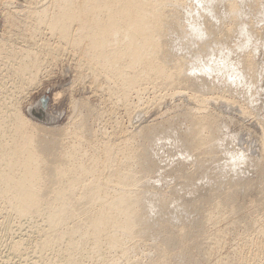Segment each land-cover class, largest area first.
Segmentation results:
<instances>
[{
  "label": "bare ground",
  "instance_id": "1",
  "mask_svg": "<svg viewBox=\"0 0 264 264\" xmlns=\"http://www.w3.org/2000/svg\"><path fill=\"white\" fill-rule=\"evenodd\" d=\"M23 1L24 4L22 5V9L18 10L14 8V6L12 7V5H9L10 2L6 3L5 0L4 2L3 0H0V13H1L0 15L2 16V20H3L2 27L0 29V240L5 239L4 241L5 244H3L4 247L0 245L1 247L0 249L2 250V247L3 249H6L4 251L2 250L3 252L7 251V253L10 255L9 256L7 253H5L6 255H8L6 256V258L16 257L19 261V264H82V263L127 264V262L125 263L119 261L121 258H122L121 260L124 259L129 260L131 258L135 259V262H133L134 260L128 261V264H141V263H137L136 261L137 260L140 261V259L143 256L145 255L147 256V253L150 252L152 253V251L154 252L152 254L153 256H155L154 257L155 261L156 260L161 261L160 264H172L171 262H169L170 259L168 256L171 254L170 255L171 257L173 254L169 252L171 250L168 251V248H171L170 245L168 246V244H171V242L175 241L174 239L173 241L171 239L172 238L176 239V236L177 239L179 238H182L183 240L187 239L186 234L190 232V228L188 229L189 231H186L187 232L186 233L184 232V230H182L185 227L178 228L177 230L173 226H170L169 223L164 222L166 223L165 225H168L171 228L173 227L177 232L174 231V229L169 230L168 228H167L168 231H172V232L163 230L164 234L162 233V235L164 239L162 238V236L160 237L163 239L162 241H160L161 243L157 241V239L158 240L160 239L159 236L161 231L160 233H157L159 236H157V238L154 239V242L155 241L157 242V243L155 242L157 244V245L155 244L156 249L155 247L153 248L155 250L151 249L152 246L149 247L145 245L146 243L145 238L148 239L150 237L148 235L154 233L151 230L154 228L153 226H155L156 223L158 224V221L156 222V220H159L158 219L159 216H157V219H155L156 215H158L159 213L166 215L171 211L170 206L172 205L169 204V201L172 204H176L180 206L179 204L181 203L180 201L182 199L180 197H183L184 194L186 196V193L191 192L192 188L194 190L196 189L195 191H197V189L200 188H195L197 184L196 185L194 184L195 186L193 185V183H195L194 181L197 180H195L196 177L192 176L193 174L195 175V170H193V173H191L192 172L191 170V172L189 173L186 172V174H192L188 176L194 178V180L192 178L193 182L191 181L190 178L187 177V175H185L186 177L184 176L185 178L184 180H182V183L179 182L180 185H173L174 183L173 184L171 183L173 187H170V190L169 187H165V189L168 188V190L172 192V193L168 192L170 195L166 196L168 194L167 190H166V194L163 192L165 195H163V193H161L162 194L161 195L159 191L156 194L157 190L160 187H157L158 188L157 190L155 187L157 185H160V183L162 184L164 178L162 179L163 180L162 181L161 178L158 179V177H156L158 180H161L159 182L157 179H155L154 175H157V173L160 172L159 169L164 168V167L159 168L160 166H163L162 164H165V162L162 163L163 161L169 160L171 164L173 160L172 158H171L172 161L170 160V158L168 159L165 153L166 160L160 159L159 161V159H156L157 155L156 153L154 154V152H157L160 147L162 151L163 148H165L164 146H166L164 145V143L165 144L171 143L169 140H167L169 142H166L165 140H164L165 142H163V138L174 139V137L176 136L175 138V140L177 141L176 145L179 144L180 147L182 148L181 152L183 154L181 153V155L183 156V158L181 155H179L180 152L179 153L177 152L180 151L181 148L175 150L177 149V147H175V144H172V146L173 145L174 146L171 151L172 153L173 152L175 153L176 151L175 154L178 153L179 157L177 155H176L177 157L175 156L176 158H178V161L179 158L190 159L191 157V159L193 158V160L194 159L196 160V163L199 162L198 167L197 166L195 167L198 169L202 168L204 170V168L206 167L205 164L207 162L209 163L211 161L212 162L211 164H213V161H216L221 157L219 161L217 160L218 162L216 161V163L221 164V166L223 165L222 163L226 159V157L220 155L221 151L224 149V147H225L224 150L226 149L228 150L227 147L229 146V144L230 146L231 145L233 146V143L235 144V142L232 143L231 141V137L233 135H231L230 138L227 137V139H225L224 137L225 135L221 134L222 132V131L220 132L221 125L219 124L220 126L218 127L217 117L219 119V117L222 115L219 116L218 114V116L216 117L214 115L216 114L214 113L215 111L210 112L211 109H209L208 107L210 101V100L208 101V99H210V97L207 98L208 96L206 95V93H208L209 95V92L212 93V91H215L216 89L217 91L221 90L222 92L223 88L225 87L224 86L225 84L227 85L228 83V85L229 84L232 85L233 82H236V84L238 83L234 87L241 88L239 84L242 82V80L244 81L246 80L245 81L246 85L251 86L252 88L253 85L256 84L258 81V77H259L258 74L263 75L262 74L263 72L261 73L263 68L261 67L260 68L261 71H259V68H257L258 61L256 60L255 57L256 54L254 55V53L257 52L256 50L259 51L258 49L259 47L260 48L264 47V42L262 43L257 42L259 41V38L262 36L263 32L261 33L260 30H259L260 32L255 31L253 26H249V24L245 25L244 20L243 23H241L240 19L243 17L242 13L244 6H246L245 4L249 5L250 3L251 4L249 6L250 7L253 6L252 8L254 9L253 11H256L257 15H260L264 18V0H229V1L226 0L196 1L195 0L196 4L198 3L200 7L201 4H204L202 5L203 7L201 8V10H199V8L195 6V4L194 5L191 4V2L192 3L194 2L193 0L192 1L190 0V3L188 4H187L188 0H186V2L185 0H183L185 3L182 0H23ZM221 5L223 9L221 8ZM1 6L3 7L1 8ZM250 7L247 6L248 9H250ZM202 9L204 13L199 14V12H196L197 15L198 14L199 15L198 16L193 15V11L194 12L195 10L202 11ZM186 15L187 16L189 15V18H185ZM209 16L214 20L210 19ZM257 20L259 21L260 19L257 18ZM216 24L219 25L215 26ZM243 32H245L244 35ZM235 35L236 36L239 35V37L244 36L243 40L246 45L244 48L241 47L240 45H236L237 41L235 43L234 37H233L234 39L231 38L232 36ZM204 36L210 37L209 40L212 42L217 41L219 45H222V43L224 42L223 43L224 47L226 45L227 40H228L227 43L228 45L230 43L229 39H233L231 41L233 45L230 44L229 45L231 47H234V48H230L229 45L228 47L226 45V49L229 48L228 50H225L227 51V53L225 52L222 53L221 51L222 54H220V52L218 51L219 52L218 54V52H216L218 55H220L218 60L221 59L222 62L220 64H222V66L224 62L226 63L230 59L232 60L235 59L234 62L232 61L234 65L232 64V62L230 63L227 62L228 65L229 64L233 65L234 70L233 68L231 69L233 74L231 72H228L229 73L228 75L227 72H225L228 75V77H230V79L231 77L234 78L233 81L230 82V80L228 79L229 82L226 81L227 83H225L223 80L222 82H224L225 84L224 83L220 84L224 86V87L222 86L223 88H221L220 86H218V88L220 87L221 89L215 88L216 85L215 84L213 85L215 90L212 89L210 91L208 90L209 92L206 90L209 89L210 86H212L214 81L211 84L210 80H208L210 82V83L207 82L209 86L205 84H204L205 86H203L202 85L203 82L202 84L201 83L192 84V82L189 81V78H192L190 77L192 76V74L186 73L188 71L187 70L188 67L186 66L190 63L187 62L188 59L184 56L189 55L190 57L191 50L188 49L190 54L186 53L185 55L183 53L184 56H182V54L179 56V53H177V50L179 48H183L186 50V48L194 47V46H196L195 55L202 54L203 56L204 53H208L207 52L208 45L202 44L206 40L205 38L204 39L202 38ZM173 38H175L174 39L176 40L175 42L172 41ZM200 38H202L201 40L203 42L200 40ZM199 40L202 42L201 44H199L200 43ZM171 41L172 43L174 42L175 44L171 45ZM216 43H213L214 47H216L217 45ZM240 49L241 51H239ZM263 50L261 49V51ZM208 51H210L209 53L213 52L211 50ZM238 53H239V55H237L238 57L236 56V58L238 59H236L235 56L233 59L232 54L234 55ZM192 55H194V53ZM205 55H209V54H205ZM218 55L216 56L218 57ZM62 58H64V60L66 61L67 60H69V62L71 61L70 64L74 69L71 70L72 76H75L73 80L77 85L82 84L83 87V85L89 84L88 86L89 87L91 86L93 88L91 90H93L95 93L96 92L98 93L100 92L101 94L104 93L102 94L104 96L102 97L103 99L101 98L102 95L99 96L100 99H102V101L97 100V98L95 99V101L97 100V102L99 101L101 103L100 105H98L99 103L97 104L96 102V106H95L91 101L90 104H93V107L92 105L90 106V104L86 103L87 101H89L88 98L86 99V96L84 98L82 97L83 100L85 99L87 100V101L85 100L86 101L85 103L84 101L82 100L80 101L77 98L76 99L78 101H73L74 100L73 99L70 104L73 113L70 112L68 116L70 118V115L72 114L71 117L72 119H69L70 121L69 123H66L67 124L66 126L63 125V127H61L60 129L59 127H57L59 130L56 137H53L52 134H51L52 137H50L51 135H49V133H48L49 136L48 135L46 136L45 133L47 134V132H51V130L53 131L54 127H51L49 129L46 126L40 124L41 122L37 124L36 122L29 120V118H26L25 117L26 115H24V113L21 110L20 104H21V99L24 97V95H27L26 93L29 90H31L28 88L34 87V84L39 82L40 75L48 74L50 72L49 67H51L54 63L56 64L60 60H63ZM199 58L201 59V55H199ZM200 59L198 60L200 61ZM205 59L206 61L203 63L208 62L206 63V65L209 64V60H207L206 57ZM190 60L192 61V57ZM193 60H194V56H193ZM198 60L195 59L191 63H195V61L199 63ZM66 61H64V64L63 62L61 64L65 65ZM211 62H213V64L211 63L213 66H211L210 68H213L215 71L216 69L217 70L221 69L219 67L220 65L214 64L216 62L218 63L217 59L216 62L214 61ZM70 64L69 67L67 65L65 66L71 69ZM228 65H227V69H228ZM208 66L209 65H207V68L206 66H204L206 70H208ZM204 67L203 68L201 67V69L204 70ZM224 67L225 66H223V68ZM230 67L232 66L229 65V68ZM201 69L200 70L197 69V70L200 72ZM227 69L224 70L226 71ZM210 70L211 69H209V71ZM203 72L205 73V75L207 74L205 71ZM186 74L189 76H187ZM217 74L219 73L217 72ZM205 75L203 74V76ZM261 77L259 78L260 81L262 79ZM196 81L198 82L200 80L198 79ZM260 81L258 82V85ZM74 82H72V84ZM77 85H74V87ZM147 86H150L151 91L153 90L158 92V94L154 93L155 94L154 98H157L158 101L163 99L164 97L162 96L163 92L160 93V91H166V92L167 90L179 91V89L180 90L182 89L191 92L190 93L191 95L189 97L193 98V100L196 103L195 102L192 103L195 105L194 109L191 108L192 106H194L192 105L191 107H188L191 108V110L189 109L188 111L184 110L185 114L181 112L183 116L185 115L184 119L182 118L183 121L184 120L186 121L185 123L186 125L184 126L185 129H179L181 128L180 125L177 126V124L169 121L171 122L170 123L171 126L173 123L177 127H179L178 128L179 130H184V131L179 132V130L177 129L178 130L177 132L176 126L174 125V127L173 126L170 127V125H168L169 123L167 124L168 126H166L164 124L165 122H163L164 119L163 121L161 120L163 122V125L161 123H160L161 125L160 124L157 125L158 123L157 124L155 123L156 125L155 124L151 125L147 122L149 125L147 124L145 126L142 125L143 127L142 126L137 127L139 129H135L136 127H134L133 130L132 129L127 130L128 128L127 125H125L127 127L126 128L124 124H122L125 122H122L121 120L119 122V120H117L118 116L120 117V119L123 120V118H121L122 112L119 113V115L117 114L118 113L117 110L120 109L119 107L124 108V111L123 109L122 111L125 112L124 115L127 116L126 117L127 121H130V119L133 118V115H136L135 114L136 112L134 110L139 109V106L137 104L136 107V103L134 104L133 103L134 101L131 102L132 100L130 101V99L133 95H135L134 97L139 99L140 94H142V92L148 88ZM224 89L227 88L225 87ZM233 89L235 90V88ZM252 89L254 90L255 87ZM256 89L257 91L258 89L260 90V88L257 87ZM228 90H224V91H227L229 93ZM153 91H152V95H153ZM217 91H216V95L218 92H220ZM171 92L175 93L173 91ZM171 92L170 94H172ZM253 92H252V97L254 99V96L256 97V95H253ZM95 93L93 94L95 95ZM255 93L257 94V92ZM224 94H226V92L221 94V96L218 97L216 96V97L217 98L221 97V99L223 98L222 101H224L226 100L225 99L226 97L224 98ZM248 94H250V91ZM259 95L261 96V94ZM213 96H214L213 98H215V95ZM234 96H236L235 93ZM252 97L249 98L251 99ZM228 99L230 100V98H228L227 96L228 102L227 101L226 102L228 103V105H231V102L233 100H234V104H236L235 102L238 101V99L236 100L235 98H231L233 100L232 101L230 100L231 102L229 104ZM243 101L245 100L242 99L240 102L242 103ZM255 101H257L256 98ZM217 102L220 101L218 100ZM248 103L249 101L246 104ZM237 104L239 105V103ZM246 104H244L243 106H245ZM252 105L250 106V104H248L247 106L253 107ZM82 106L86 108V111L84 110L85 115L83 114L84 112L82 113V110L84 109ZM80 107H82V110L80 109ZM241 107L242 106H240V110L242 108H244V111L246 110L245 107L242 108ZM263 108H264V104H263ZM79 109L81 110V112L79 111ZM249 111L247 110V112ZM251 111L253 113L255 109ZM243 112H242V116H246V114H244ZM90 114L94 115V117H92L93 120L90 119L91 123H94L92 121L95 120H97V123H99L98 119H103V118H105V120L108 118V120L113 121L114 124L113 127L111 128L112 131L110 133L107 132L109 130H106L104 128L105 125L103 126V130L105 129L104 131H102V128L100 127L101 128L100 133H97L98 130L96 128L93 129L94 130L96 129L97 131L96 130L92 131L93 130L91 128L92 126L90 127L91 129L90 130L88 126L91 123L88 124L87 126V121H89L87 119L89 118L88 115ZM42 116H43V111L39 110L38 117H42ZM44 116H47V114ZM247 116H249L248 113ZM105 120L103 122H105ZM168 120H166V122H168ZM132 121L134 120L132 119ZM97 123L95 122L96 125ZM106 123L108 124L109 122ZM179 123H182V121H180ZM262 124L263 125H261L262 129H260V132L262 130L263 133H261V136L259 137L260 138L259 144L261 145L259 151L261 150L260 151L261 157H254L256 155L253 156L251 154H246V152L244 154V151H241V148L240 150L237 149L238 151L235 150V153L238 152V154H233L234 152L231 153V151L230 154L227 152L226 154H229L230 158L233 159V157H236L238 158L236 160L239 161L237 163L236 160H234L235 159L234 158L233 159L234 165H231V163L227 165L228 164L227 163L225 164V167L222 168L219 165L221 172L224 169L226 171L228 170V174L231 172V175L229 174L230 176L227 177V180L223 178L225 181L220 180V178H222L224 175H221V177L219 176L220 177L219 180L213 177L216 175V173H218V171L213 172L214 171L213 166L211 168H213L212 172L215 175L211 176L213 173L208 174L209 170L211 169L210 167H209L210 169L208 168L209 170L207 171V174L209 175V177L211 176L210 178L213 179L215 178L214 180L217 181L216 183H213L214 181L210 182L212 179L211 180L209 179V181H207L208 179H206L207 182L206 185L208 184V182H210V185L215 184L214 188L216 190L214 191L216 192L214 193L211 188L213 185L211 186L207 185V187H209L210 189V190L208 189L210 191V194L209 195L207 194L208 196H206V199L208 200L210 199V200L209 201L206 200L207 202H205L204 200V203L208 204L212 202V204H210L209 211H208L209 207L206 206V208L207 207L208 208L207 210L206 209L205 210L208 212L206 213L203 210L205 215L201 213L202 214V215L200 214L201 218L200 216L199 218L208 221V223L211 226H213L214 229H216V227H214L215 226L214 224L217 225L218 223L219 225L222 222L223 215L224 217L226 216V219L224 218L225 220L223 223L225 228L223 229L221 228V229H217V231L216 230L213 231L214 229L211 228L212 230L211 231L209 225L208 228L206 227L207 228L206 231H208V229L210 230L208 231V233L206 232V235H211V238L210 236H207L209 237L208 239H210V241L207 240L206 238H205L206 240L204 239V236H206L204 234H203L204 236L203 235L197 236V234H195L198 238L203 237V240L200 239V241L202 240V243L203 241H207L206 243L207 245L208 242H210L211 244L210 246H208L210 248L209 251L206 249V251L208 252L207 259L206 262L204 260L203 264H264V219L261 220L259 218L261 221L258 222L261 223L258 224L259 225L258 228H257L258 225L256 227L254 226L256 229L251 226V228L255 230L250 229L249 230L250 232L249 231L245 232L248 229L246 230L242 229L243 232L245 233L243 232L240 233V231L239 233H236L237 232L236 230L235 232L236 234H233L228 230L230 227L226 229L228 225L225 224L226 222L229 223L227 221V218L229 217H227L225 210L229 209L226 207L230 205L234 206V207L230 206L231 209L232 208L235 209L236 208L234 205L235 203L232 204L233 202H231L232 200L231 198H229V200L231 201H229L230 203L228 204L230 205L227 204L225 207L223 204H226L224 203L226 199L225 201H223L224 199L222 200L220 198V194L217 190L218 187L220 188V189L218 188L219 190H223V191L227 190L224 191L225 194L226 192H228L227 198L229 196L233 198L234 196H237L236 192L239 189L243 188V190L244 189L247 190L248 187L250 186L249 190L251 191V186L253 184H255L256 187L255 182L257 179L258 180L257 184L259 186L260 192L256 189L254 190L258 191L260 195L263 194L262 196L264 197V122ZM181 125L183 126L184 123ZM110 126H112L111 123ZM94 132H96L97 135L94 134ZM257 135L255 137H257ZM173 139L172 141L175 142V140ZM154 147H156L157 151L153 150L154 151L153 153H149L150 151L152 152L151 148ZM231 147H229V149H231ZM219 148L220 151H218ZM233 148L236 149L235 147H232V149ZM249 149L252 148L250 147ZM217 151L218 153L220 152L219 155L217 154ZM161 154L159 155L161 156ZM154 155H156L154 159L158 160L157 162L154 159H152ZM224 157L225 159L222 160V163H219L221 159ZM162 159L164 158L162 157ZM193 160H188L189 161L188 164H190V162L195 161ZM228 162H231V159ZM253 162L255 163L254 169L252 168ZM157 163H159L160 165ZM184 163H180V165L184 164V166H186L187 162ZM156 164L158 166V169H156V171L158 172L153 173V170L157 167ZM243 164L247 169H250L252 173H254V177L256 176L255 177L256 179L255 178L253 179V176L251 177L246 176V178L241 177L242 175L240 176V174L243 172L242 169L245 168L242 167ZM175 165L176 167L179 166V165L177 166V164ZM233 166H235V168H233ZM195 167L193 168L196 169ZM179 169L182 171V168ZM173 170L172 172L174 173ZM180 170L178 171V173L181 172ZM163 171H165V168L163 169ZM205 171H203V174ZM162 172L159 173L158 175L162 174ZM200 172L198 171L197 173L198 175L196 174L197 177L202 176L199 175ZM152 175L154 176L155 179V181L153 179L154 184L151 181L152 185H155V182L159 184H156L155 187L152 186L151 189L153 188L155 189L150 191L149 189L151 187L150 186L151 183H149V178L151 180V178H153ZM177 176L179 179L180 175L178 174ZM181 177L183 179V176ZM207 177L208 176H206V178ZM199 181L201 180L199 179ZM222 183H224L223 186L225 185L226 186L220 187L219 185L220 184L222 185ZM203 184L204 186H206L205 183ZM203 184L201 185V188L203 187ZM161 186L163 187L167 185L164 183V185L162 184ZM154 190L156 191L155 193L153 192ZM194 190L192 192H194ZM204 190L206 194L207 188H204ZM200 191L201 189L199 190V193L201 194L203 191L201 192ZM173 193L176 194L174 195ZM216 193L218 194L217 196H219V199L218 197H215ZM158 194L161 196H159ZM172 194L173 196H171ZM197 194H196V198H197ZM205 194H202L203 197H205L204 196ZM225 194H223V196ZM189 195H193V194H189ZM225 196L223 198H225ZM190 197L188 196L189 199ZM242 197L244 196H241V198ZM248 197H250V195ZM257 198H259V195ZM261 198H259L260 202L262 200ZM184 199L186 198H183V200ZM240 201L237 202H239V204L242 203V205H244L245 207L247 206L248 209L250 208L248 207L247 204L243 203L245 202V200L243 202ZM256 201L259 200L257 199ZM186 202L187 203L189 202L191 204L188 205ZM186 202H182V204L184 203L187 209H189L191 206L192 208H194L191 199ZM263 202H264V198L262 200V203ZM204 203H203L204 205L203 207L202 205L200 206L202 207V209H204L205 207ZM254 204L252 203L253 206ZM221 205L225 207V210L220 209ZM178 206L177 207L175 206V208H178ZM236 206L238 207V203ZM253 206H251L253 210L258 209V206L257 208H254ZM243 208L241 210H243ZM181 209H184V207L181 206ZM216 209H220L221 211L218 210L219 212H222V210H224L225 212L222 215H217ZM234 209L232 210L234 211ZM263 210H261L260 207L261 213H264ZM255 211L256 210H254V213ZM260 211H258L257 213L258 216L260 215L259 214ZM178 212L176 211V214ZM251 212L249 211V213ZM170 213L167 215L168 216L171 215ZM244 213L245 212H243V214ZM161 214L160 216H162ZM189 214L191 215L190 212ZM177 215H179V213ZM234 215H236V217L234 216L236 219L237 217H240V215L239 216H237V214ZM202 216H204V218H202ZM262 216H264V214ZM169 217L167 218L165 216L162 218H165L164 219L165 221L166 218L167 220H170ZM173 218L174 217H172L171 219ZM178 218L180 221L181 217L179 216ZM199 218H197L198 221L200 220ZM193 219L192 221H194ZM236 219L233 218L232 221ZM242 219L244 220L243 215L241 219L239 220L237 219V220L241 222ZM153 220L156 222L155 224L152 223ZM205 220H202V222ZM244 221L247 222V219ZM202 222L200 223L201 225ZM234 222L235 221L231 223L230 221L229 224L235 226ZM15 223L17 225H15ZM159 223L161 225V219L159 220ZM199 223L198 225H200ZM223 223H221L220 226ZM183 224L184 223H182L181 225ZM236 224L238 225L239 223ZM218 225L217 228L219 227ZM247 225L250 226L251 224L249 225V223L247 222ZM202 227L204 228L202 229L204 231L205 230L204 225ZM202 227H200L199 229H201ZM155 228L157 229V227ZM155 228L153 229L154 231ZM162 228L164 229V225L162 226ZM239 228L240 227H238L237 229ZM159 229L157 230V232L159 231ZM13 232L17 234L14 235ZM154 235L155 233L150 238L151 239L153 237L155 238L156 236ZM182 235H184V237H179ZM190 235L194 237V233L193 235L192 234ZM190 235L188 234V236ZM142 239L145 241L143 242ZM191 240L194 239L192 238ZM179 241L180 240L178 241L176 240V242L178 243ZM196 243L198 244L199 242ZM186 244L189 245L188 243ZM186 244L184 242L185 246ZM194 244L192 243L191 245L195 246ZM206 244H203L204 245L203 248L200 247L201 249L204 250V252L201 251V249L199 248L200 252H203L205 256H206V251L204 247H207L205 246ZM176 245H174V247ZM191 245L190 247L189 246L187 247L191 248ZM199 245L201 246V243H199ZM176 247H175L176 249L175 251L178 250ZM184 249L187 250V248L185 247L183 248V252L185 251ZM191 249L192 251H195V249L193 248ZM168 252L170 254H168ZM185 252L187 253V251ZM181 254L182 253H180L179 256ZM150 255L148 257H151V259H153L152 256ZM183 255H185V253ZM177 256L178 255H176V257ZM186 256H184V258H186ZM190 256L192 257V255H189V257ZM139 257L140 259H138ZM197 257H199V253ZM200 257L202 258V260L204 259L203 256L200 255ZM186 259L187 261L189 260L188 258ZM174 260L175 258L173 259V261ZM196 262H198L197 259Z\"/></svg>",
  "mask_w": 264,
  "mask_h": 264
},
{
  "label": "rangeland",
  "instance_id": "2",
  "mask_svg": "<svg viewBox=\"0 0 264 264\" xmlns=\"http://www.w3.org/2000/svg\"><path fill=\"white\" fill-rule=\"evenodd\" d=\"M183 1V0H182ZM192 1V0H191ZM194 2L192 3L191 2V4L192 5H194L195 4V6H197L198 8H199V10H201V8L203 7L202 5H204V4H201V7H200V5L197 3L196 4V1H199V0H193ZM205 1V0H204ZM203 1V2H204ZM226 1H229V0H226ZM3 2H4V0H3ZM5 2L6 3H8V2H10L9 3V5H12V7L14 6V8H16V9H22V5L24 4V1L23 0H5ZM184 2V1H183ZM185 2H186V0H185ZM184 2V3H185ZM188 3H190V0H188V2H187V4ZM251 4V3H250ZM249 4V5H250ZM246 6H244V8H243V13H242V18L240 19L241 20V23H243V20H244V24L245 25H248L249 24V26H253L254 27V30L255 31H258V32H260L261 31V33H262V38L260 37L259 38V41H257L258 43H262V42H264V20H262V19H264L262 16H260V15H257V13H256V11H253L254 9H252L253 8V6L252 7H250L248 4H245ZM247 6L248 7H250V9H248L247 8ZM3 6H1V8H2ZM197 8V9H198ZM221 8H222V5H221ZM247 8V9H246ZM223 9V8H222ZM252 9V10H251ZM247 10V11H246ZM251 10V11H250ZM205 11V10H204ZM196 12H199V14L200 13H204L203 12V9H202V11H198V10H195V12L193 11V15H197V13ZM246 12V13H245ZM196 13V14H195ZM250 13V14H249ZM254 13H256V14H254ZM1 14V13H0ZM198 14V15H199ZM248 15V17H247V15ZM197 15V16H198ZM252 15V16H251ZM241 17V16H240ZM247 17V18H246ZM261 17V18H260ZM185 18H189V15L187 16H185ZM209 18L210 19H212V20H214L213 18H211L210 16H209ZM244 18H246V19H244ZM251 18V19H250ZM254 18V19H253ZM256 18V19H255ZM257 18H259L260 20L258 21L257 20ZM227 20V19H226ZM225 20V21H226ZM248 20V21H247ZM227 22V21H226ZM246 22V23H245ZM258 22V23H257ZM2 23H3V20H2V16L0 15V29H1V27H2ZM252 25H251V24ZM261 23V24H260ZM256 24V25H255ZM260 24V25H259ZM219 24H216L215 26H218ZM255 25V26H254ZM257 27V28H256ZM262 27V28H261ZM253 29V28H252ZM257 29V30H256ZM260 30V31H259ZM219 34H220V32H219ZM245 34V32H243V35ZM236 36V35H235ZM235 36H232L231 38H235V43H236V41H237V43H236V45H240L241 47H245L246 45H245V43H244V40H243V38H244V36L243 37H239V35H237L236 37ZM173 37V36H172ZM238 37H239V39H238ZM206 39L204 42L201 40V39ZM202 38H200V40L203 42H201L200 40H199V44H207L208 45V47H207V52L208 53H204L203 54V56H202V54H199V55H201V59L199 58V55L197 54V55H195L196 53H195V47L196 46H194V47H189V48H186V50L185 49H183V48H179L178 50H177V53H179V56L182 54V56H184L183 55V53L186 55V53L188 54H190V52H191V54H190V57H189V55L187 56H184V57H186L187 59H188V63H190V64H188L186 67H188V71L186 72V73H188V74H192V76H190V77H192V78H189V81L190 82H192V84L194 83V84H199V83H201L202 84V82H203V86H205V85H208L207 84V82L208 83H210L211 82V84H212V82H213V84H212V86L213 85H215V88H218V86H220L221 88H223L224 86L227 88V89H224L223 88V90H222V92H221V90H218V91H220V92H218L217 91V89L215 90V88H214V86H213V88H212V86H210L209 87V89H207L206 91H210L211 89L212 90H215V91H212V93L211 92H209V95H208V93H206V95L208 96L207 98H209L210 97V99H208V101H209V105H208V107H209V109H211V111L210 112H213V111H215L214 113H216V114H214L216 117L218 116V114H219V116L220 115H222V116H220L219 117V119H218V117H217V125H218V127L220 126V132H221V134H223V135H225L224 137H225V139H227V137L228 138H230L231 137V135H233L232 137H231V141H232V143L233 142H235V144L233 143V146L232 147H235L236 149H232V147L230 146V144H229V146H228V144H227V148H228V150L226 151V150H224L225 149V147L224 146H226V145H224L223 147H224V149L222 150V151H224V152H222L221 151V156H225L226 157V159H225V157L224 158H222L221 159V161L219 162V163H222V160H224L225 161V163H224V161H223V165L221 166V164H217L216 163V161L218 160L219 161V159L221 158L220 156V158L219 159H217L216 161H213V164H211L212 162L210 161L207 165H209V166H207L206 164H205V166L207 167H205L204 168V166H203V168H204V170L202 169V168H196L195 166H197L198 167V163H196V160L194 161L193 160V158L191 159V157H190V159H187V158H185V159H182L183 158V156L181 155V150H182V148L180 147V145L178 144V145H176V143H177V141L175 140V138H176V136L174 137V139L173 138H170V139H168V138H163V142H171L170 144H171V146H172V144H175V147H177V149H175V150H178L179 148H181L180 149V151H177L178 153H179V155H181L182 156V158H179V161H180V163H184V162H187V165L186 166H184V164H186V163H184L183 165L181 164L180 165V163H179V161H178V158H176L177 156L179 157V155H178V153L177 154H175L176 153V151H175V153L173 152L172 153V149H173V146L171 147L170 146V144L169 143H167V144H165L164 143V145H166L167 147H169V148H171V149H169V148H167L166 146H164L165 148H163V153H162V151H161V147L158 149V151L156 150V147H154V148H151L152 149V152L150 151H148L149 153H153L155 150L157 151V152H154V154L156 153V155H154L153 156V158L152 159H154L155 158V156H156V159H159V161H160V159L161 160H166L165 158H166V155H167V158L169 159L170 158V160H171V158H172V162H171V164H170V161L169 160H166V161H161L162 163H164L165 162V164H162L163 166H160L159 168H161V167H164L165 168V171H163V169L164 168H161L162 169V171L164 172H162L161 171V169H159L160 170V172H158V171H156V169H158V166H157V164H159V163H157L156 164V168L153 170V173L154 172H158L157 173V175H154L153 173V175L155 176V179H157L156 177H158V179H160L161 178V180L163 181V185H164V183L167 185V186H161L162 184L160 183V185H157L156 186V184H159V183H156L155 182V185H152V183L154 184V182H153V179H154V176H153V178H151V180H150V178H149V183H151V181H152V183H151V187H150V191H152L153 189H155L156 188V190L158 189L157 187H162L160 190L158 189L157 190V192L154 190L153 192L155 193L156 192V194L158 193V191H159V193L161 194V193H165L166 194V190H167V193L168 192H170V193H172L171 191H169L170 190V187H173L172 185H171V183L173 184V185H180L179 184V182L180 183H182V180H184V178L186 177L185 175H187V177L188 178H190L191 179V181L193 182V180H194V178L193 177H189L190 175H192V174H186V172L187 173H189V172H191V170H192V172L191 173H193V170H195V175L193 174L192 176H194V177H196L195 178V180H197V181H194L195 183H193V185L195 184H197L196 186H195V188H200L201 189V191H203L201 194L199 193V190L200 189H197V191H195L193 188H192V191L194 190V192H187L186 193V196H185V194L183 195V197H180V198H182L181 199V203L180 202H178V203H180L179 205L180 206H178V205H176V204H172V203H170V201H169V204L170 205H172V206H170V214L172 215H167V214H169V213H167L166 215L164 214H161V213H157L158 215H156V218L155 219H157V216H159L158 217V219L160 220L161 219V225H160V223H159V220H156V222L158 221V224L153 220V224H155L156 223V225L155 226H153L154 228L155 227H157V229L155 228V231L152 229L151 231H153L154 233H155V235L154 236H156L155 238L153 237L152 239L150 238L151 236H153V234H150V235H148V236H150L148 239L147 238H145L146 239V241L145 240H143V242L145 241L146 243H145V245H147V246H149V247H151V249H153L154 247H155V244L157 243L156 241V243L154 242V239H156L157 238V236H159L157 233H160V231H161V233H160V236H159V238L162 236V238L164 239V237H163V235H162V233L164 234V231H168V229L169 230H173L174 228H176L177 230H178V228H184V229H182V230H184V232H186V231H189L188 229L190 228V232H193L194 233V237H192L190 234H192L193 235V233H190V232H186L187 234V236H186V238L187 239H185V240H183L182 238H179V239H177V236H176V239L175 238H172L171 240L173 241V239L175 240V241H173V242H171V244H168V246L170 245V247L171 248H168V251L169 250H171V251H169L170 253H172L173 255L172 256H174V257H170V253L168 252V254H170L168 257H169V259L171 260H169V262H171L172 264H200V263H202L203 264V262H204V260H205V262H206V259H207V254H208V252L206 251V249L209 251V247L208 246H210L211 244H210V242H208V245L206 244L207 243V241H203V243H202V240H203V237L202 238H198L197 236L199 235V236H201V235H206V232L208 233V231H210L211 230V228L212 229H214L213 228V226H211L209 223H208V221H206L205 219H200L201 218V215L203 214V215H205V213H204V211L207 213L208 211H209V209H210V204H212V202L211 203H208V204H206V203H204V200H205V202H207V201H209L208 199H206V196H208L209 194H210V189H209V187H207V185L208 186H211V185H213L211 188H212V190H213V192L215 193L216 191H214V190H216L215 188H214V186H215V184H211L210 185V182H212V181H214L213 183H216V181L217 180H219V178L221 177V175H224L222 178H220V180L222 181V180H227V177H229L230 175H231V172L228 174V170L226 171L225 169V171L223 172H221V170H220V167L222 168V167H225V164H227V165H229L230 163H231V165H234L233 164V161L234 160H236V159H238V158H236V157H233V159L232 158H230V151H231V153H233V154H238V152H236L235 153V150L236 151H238L237 149H239L240 150V148H241V151H244V154H245V152H246V154H251V155H256V156H254V157H261V153H260V151H259V149H260V147H261V145L259 144L260 143V136H261V133H263L262 132V130H261V132H260V129H262V127H261V125H263L262 123L264 122V108H263V104H264V50H263V48L264 47H262V48H258L259 49V51L258 50H256L257 52H253L254 53V55L256 54V60L258 61V63H257V68H259V71H261V67L263 68L262 69V71H261V73L263 74V75H261V74H258V81H257V85H258V82L260 81L259 80V78L261 77L262 79H261V81H260V83H259V85L257 86L256 84H254V85H256V86H254L253 85V87L252 88H254L255 87V89H256V87L257 88H260V90L258 89V91H257V89H256V91H255V89L253 90L252 88H251V86H248V85H246V80L244 81V80H242V84L240 83L239 85L241 86V88L240 87H234L235 85H237L236 84V82H233L232 83V85L231 84H229L228 85V83L226 82V81H228L229 82V80H230V82L231 81H233V77H231V79H230V77H228V75H229V73L228 72H231L232 74H233V72H232V68H233V62L235 61V59H234V56H235V58H236V56L237 55H239V53L238 54H232V56H233V59L234 60H232V59H230L229 61H227V62H232V64H229L230 66H232V67H230L229 68V65H228V63L226 62H224L223 63V66H225L224 68H223V66H222V64H220L222 61H221V59H219L218 60V58H219V56L220 55H218L219 54V52H220V54H222L223 52H225V53H227V51H225V50H228L229 48H227L226 49V45H227V43H228V40L226 41V45H225V47H224V45H223V43H222V45H219V43L217 42H212V41H210L209 39H210V37H208V36H204V37H202ZM208 38V39H207ZM233 38V39H234ZM175 38H173V40L172 41H176V40H174ZM233 39H229L230 41V45H233L232 43H231V41L233 40ZM207 40H209V41H207ZM172 41H171V45L172 44H175L174 42L172 43ZM234 41H233V43H234ZM205 42H208V43H205ZM213 43H216L215 45H216V47H214V44L212 45ZM211 46H210V45ZM220 44H221V42H220ZM228 44V45H229ZM228 45H227V47H228ZM229 45V46H230ZM234 46H235V44H234ZM210 47H212V48H210ZM191 48V49H190ZM210 48V49H209ZM215 50H214V49ZM222 48V49H221ZM230 48H234V47H231L230 46ZM181 49H183V50H181ZM191 50L190 52H189V50ZM218 49V50H217ZM261 49L263 50V51H261ZM193 50V51H192ZM208 50H211V51H213V52H211V53H213V54H211V53H209L210 51H208ZM219 51V52H218ZM221 51H222V53H221ZM239 51H241V49L239 50ZM238 51V52H239ZM194 53V55H192L193 53ZM216 52H218V54L216 53ZM216 53V54H215ZM260 53V54H259ZM205 54H209V55H205ZM210 55H211V57H210ZM216 55H218V57L216 56ZM193 56H194V60L196 59V60H198V59H200V61H199V63L197 62V61H195V63H198V64H195V63H191V62H193L194 60H193ZM208 56V57H207ZM191 57H192V61L190 60L191 59ZM198 57V58H197ZM203 57V58H202ZM205 57L207 58V60H209V64H207V65H209L208 66V70H206L205 69V67L204 66H206V68H207V65H206V63H208V62H206V63H203V62H205L206 61V59H205ZM212 57H213V59H212ZM216 57V58H215ZM238 57V56H237ZM185 58V59H186ZM260 58V59H259ZM262 58V59H261ZM63 60H64V58H62ZM211 59V60H210ZM216 59H217V61H218V63L216 62ZM236 59H238V58H236ZM63 60H60L59 62H57L56 64H55V66H54V64L51 66V67H49V70H50V72L48 73V74H42V75H40V78H39V82H37V83H35L34 84V87H30V88H28V89H31V90H27L28 92L26 93L27 95H24V97L21 99V110H22V112L24 113V115H26L25 117L26 118H29V120H31V121H33V122H36L37 124L38 123H40V124H42L43 126H46L47 128H51V127H54V129H53V131L51 130V132H47V134L45 133V135L47 136L48 135V133H49V135H53V137H56L57 136V133H58V130L61 128V127H63V125H67L66 123H69V119H72L71 117H72V114L70 115V118L68 117L69 116V114H70V112L71 113H73L72 112V108H71V101L73 100V101H78V100H82V101H84V103L87 101L86 99L88 98V100L89 101H87L86 103H88V104H90L91 103V101L93 102V104L96 106V102H97V100H100V101H102V97L104 96V95H102V94H104V93H98V92H94L93 90H91V89H93L91 86L89 87L88 85L89 84H87V85H83V87H82V84H76L75 82H74V80H73V78L75 77V76H72V66H71V61L69 62V60H64V61H66V63H65V65H67L68 67H69V64H70V68L71 69H69L67 66H65V65H62L61 63L63 62V64H64V61ZM190 60V61H189ZM202 60V61H201ZM204 60V61H203ZM211 61H214V62H216V63H214L215 65H220L219 67L222 69H220V70H217L216 69V71L213 69V68H210L211 66H213L212 64H213V62H211ZM220 61V62H219ZM69 62V63H68ZM260 62V63H259ZM212 63V64H211ZM193 64V65H192ZM202 66H201V65ZM204 64V65H203ZM200 65V66H199ZM227 65H228V69H229V71H228V69H227ZM259 65H260V67H259ZM196 68V69H194V68ZM201 67L203 68L204 67V70L203 69H201ZM190 68V69H189ZM194 70H193V69ZM192 69V70H191ZM197 69H201V71L199 72ZM209 69H211L210 71H209ZM213 69V70H212ZM219 69V68H218ZM224 69H227L226 71L224 70ZM74 70V69H73ZM231 70V71H230ZM233 70H234V68H233ZM203 71H205L207 74L205 75V73L203 72ZM207 71H209V72H207ZM211 71H212V73H211ZM215 72V74H214V72ZM220 71H222V72H220ZM74 72V71H73ZM196 72H198V73H196ZM217 72L219 73V74H217ZM225 72H227V74L225 73ZM75 73V72H74ZM200 73V74H199ZM225 73V74H224ZM230 73V74H231ZM259 73V72H258ZM196 74V75H195ZM203 74L206 76V78H205V76H203ZM210 74H211V76H210ZM221 74V75H220ZM222 74H224V75H222ZM231 74V75H232ZM44 75V76H43ZM74 75V74H73ZM187 75V74H186ZM194 75V76H193ZM200 75V76H199ZM209 75V76H208ZM216 75V76H215ZM230 75V76H231ZM187 76H189V75H187ZM195 76H196V78H195ZM216 78H215V77ZM219 76H221V77H219ZM224 76V77H223ZM215 79H213V78ZM218 77V78H217ZM220 78V79H219ZM200 80V81H196V80ZM202 79V80H201ZM204 79H205V81H206V83H205V81H204ZM207 79V80H206ZM229 79V80H228ZM71 80H72V82H74L73 84H72V82H71ZM208 80H210V82L208 81ZM224 80V82L225 83H227V85H228V87L231 89H229L228 87H227V85L224 83V82H222ZM243 81H244V83H243ZM240 82V81H239ZM262 82V83H261ZM73 85H71V84ZM225 84L224 86L223 85H220V84ZM205 84V85H204ZM210 84V85H211ZM245 84V85H244ZM263 84V85H262ZM74 85H77V86H75L74 87ZM260 85H262V86H260ZM69 86V87H68ZM71 86H72V89H71ZM209 86V85H208ZM223 86V87H222ZM246 86V87H245ZM250 88V90H249V88ZM87 87H89V88H87ZM148 88L146 89V90H144L143 92H142V94H140V98L138 99V98H136V97H134L135 95H133L132 97H131V99H130V101L131 102H133L134 104L136 103V107H137V104H138V106H139V109H136V108H134V109H136V110H134L135 112V114L136 115H133V120L135 121H132V119H130V121H127V116L126 115H124L125 114V112H123L124 111V108H121V107H119L120 109L119 110H117L118 111V115H119V113H121V115H122V117L121 118H123V120L122 119H120V117H119V119H118V117H117V120H119V122H120V120L122 121V122H125V123H122V124H124V126L125 125H127V130L129 129H132L133 130V128L134 127H136L135 129H139V128H137V127H140V126H145V125H147L148 123L149 124H157V125H159L160 123L163 125V122H165L164 124L166 125V126H168V125H170V123L171 122H173V123H175V124H177V126H179L180 125V127L181 128H179V127H177L175 124H173L172 123V126L174 127V125L176 126V131L178 132V130L179 129H185V123H186V121L184 120L183 121V119H184V117H185V115L183 116L182 114H181V112L183 113V114H185V112H184V110H187L188 111V109L189 110H191V108H193L194 109V107H195V105L194 104H192V103H194L195 101L193 100V98H190L189 96L191 95L190 93V91L188 92V90H180L179 89V91L178 90H176V91H174V90H167V92L166 91H160V93H162L163 95L162 96H164L163 97V99H161V100H159L158 101V99L157 98H154V96H155V94L154 93H156V94H158V92H156V91H153V95H152V91H151V88H150V86H147ZM219 87V88H220ZM232 87V88H231ZM87 88V89H86ZM218 88V89H219ZM220 88V89H221ZM233 88H235V90L233 89ZM246 88H247V90H246ZM229 89V90H228ZM233 89V90H232ZM245 89V90H244ZM262 89V90H261ZM63 90V91H62ZM224 90H228L229 91V93L227 92V91H224ZM251 90H252V92H253V95H256V97L254 96V99H253V97H252V92H251ZM95 93V95H97V96H95L93 93ZM171 91H173V92H175V93H172V94H170V92ZM185 91V92H184ZM216 91L218 92L217 93V95H216ZM224 91V92H223ZM235 91V92H234ZM237 91V92H236ZM247 91V92H246ZM249 91H250V94H248L249 93ZM73 92V93H72ZM166 92V93H165ZM226 92V94H224V98L226 99V100H224V101H222V99H221V97L220 98H217L218 96H221V94H223V93H225ZM231 92V93H230ZM255 92H257V94L255 93ZM60 93V94H59ZM221 93V94H220ZM228 93V94H227ZM234 93H235V95L236 96H234ZM247 93V94H246ZM56 94V95H55ZM164 94H166L167 95V97H166V95H164ZM169 94V95H168ZM215 95V98H213L214 96L213 95ZM220 94V95H219ZM239 94V95H238ZM246 94V95H245ZM259 94H261V96L259 95ZM76 95V96H75ZM93 95V96H92ZM102 95V96H101ZM206 95H204V96H206ZM231 97H230V96ZM86 96V101L85 100H83V98ZM99 96H101V98L102 99H100V97ZM153 96V97H152ZM211 96H212V98H211ZM217 96V97H216ZM227 96H228V98H230V100L232 101L233 99H231V98H235L236 100L238 99V101L237 102H235L236 104L237 103H239V105L237 106L236 104H234V100L231 102L229 99V104H230V102H231V105H228V101H227ZM237 96H238V98H237ZM54 97H55V99H54ZM72 97H74V98H72ZM83 97V98H82ZM249 97H252L251 99H253V100H251ZM260 97V98H259ZM78 100H77V99ZM97 98V100L95 101V99ZM239 98H240V101L242 100V99H244L245 101H246V103L249 101V103L248 104H250V106L252 105V103L255 101V98H256V100L257 101H255L254 103H253V107H248L247 105L248 104H246L245 103V101H243L242 103L239 101ZM71 99V100H70ZM76 99V100H75ZM92 99V100H91ZM155 99V100H154ZM190 99H192V100H190ZM212 99H213V101H212ZM220 101V102H217L218 100ZM263 101H262V100ZM69 100H70V102H69ZM141 100V101H140ZM157 100V101H156ZM214 100H215V103H214ZM235 100V101H236ZM222 101V102H221ZM227 101V102H226ZM95 102V103H94ZM250 102H252V103H250ZM99 103V104H98ZM143 103V104H142ZM196 103V102H195ZM233 103V104H232ZM93 104H90V106L92 105V107H93ZM97 104L98 105H100L101 103L98 101L97 102ZM207 104H208V102H207ZM242 104V105H241ZM244 104H246L245 106H247V107H245V106H243ZM70 105V106H69ZM97 105V106H98ZM192 105H194V106H192ZM228 105V106H227ZM94 106V107H95ZM192 106V107H191ZM240 106H242V107H245L246 108V110L244 111V108H242L241 110H240ZM83 107V106H82ZM82 107H80V109L82 110ZM140 107H141V109H140ZM180 107V108H179ZM188 107H191V108H188ZM259 107H260V109H259ZM84 108V107H83ZM249 108H251V109H249ZM253 108V109H252ZM256 108H257V110H256ZM42 110L43 111V116L42 117H38L39 116V110ZM79 109V111L81 112V110ZM122 109H123V111H122ZM208 109V110H209ZM255 109V111H253V113H252V111L251 110H254ZM33 110V111H32ZM38 112H37V111ZM55 110V111H54ZM86 111V108H84L83 110H82V113L85 115V111ZM217 110V111H216ZM247 110L249 111V112H247ZM28 111V112H27ZM35 111V112H34ZM78 111V112H79ZM244 113V114H246V116H242V112ZM46 112V113H45ZM79 112V113H80ZM249 114V116H247V113ZM251 112V113H250ZM256 112V113H255ZM56 115H55V114ZM139 113V114H138ZM146 113V114H145ZM182 115V117H181V115ZM47 114V116H44V115H46ZM243 114V115H244ZM252 114V115H251ZM259 116H258V115ZM34 117H33V116ZM87 115V114H86ZM91 115V116H90ZM90 115H88V119L87 120H89V121H87V126H88V124H90L91 123V120L90 119H92L93 120V118L92 117H94V115L93 114H90ZM172 115H174V116H172ZM178 116V118H177V116ZM52 116V117H51ZM56 116V117H55ZM136 116V117H135ZM140 116V117H139ZM176 116V117H175ZM252 116V117H251ZM49 117V118H48ZM68 117V118H67ZM91 117V118H90ZM96 117V116H95ZM137 117H139V118H137ZM171 117V118H170ZM180 117H181V119H180ZM232 117V118H231ZM245 117V118H244ZM256 117V118H255ZM259 117V118H258ZM39 118V119H38ZM42 118V119H41ZM57 118V119H56ZM167 118V119H166ZM168 118H169V120H168ZM173 118V119H172ZM177 118V119H176ZM183 118V119H182ZM221 118H222V120H221ZM236 118V119H235ZM52 119V120H51ZM95 119H97V118H95ZM94 119V120H95ZM104 120H105V118H103ZM103 119H98V121H99V123H101V124H99V123H97V120H95V121H92V122H94V123H91L88 127H89V129H90V127L93 129V128H96L95 130L97 131V133H100V131H101V128H102V131H104L105 129L106 130H109V131H107V132H111L112 130H111V128L113 127V124H114V122L113 121H111V120H108V118L105 120V122H103L104 120ZM163 119H164V121H163ZM261 119V120H260ZM163 122H162V121ZM166 120H168V122H166ZM174 120V121H173ZM177 122H176V121ZM182 121V123H179L180 121ZM222 122V124H221V122ZM256 120V121H255ZM262 120H263V122H262ZM169 121H171V122H169ZM261 121V122H260ZM89 122V123H88ZM95 122L97 123V125L95 124ZM106 122H109L108 124L106 123ZM130 122V123H129ZM148 122V123H147ZM219 122V123H218ZM237 122V123H236ZM257 122V123H256ZM260 122V123H259ZM105 123V124H104ZM110 123L112 124V126H110ZM144 123V124H143ZM169 123V124H168ZM184 123V125L182 126L181 124H183ZM228 123V124H227ZM234 123H236V124H234ZM50 124V125H49ZM59 124V125H58ZM103 124V125H102ZM132 124V125H131ZM148 124V125H149ZM155 124V125H156ZM160 124V125H161ZM168 124V125H167ZM220 124V125H219ZM238 124V125H237ZM49 125V126H48ZM96 125V126H95ZM102 125V126H101ZM105 125V126H104ZM131 125V126H130ZM257 125H260V126H257ZM103 126H104V130H103ZM109 126V127H108ZM142 126V127H143ZM171 125H170V127H172ZM228 126V127H227ZM241 126V127H240ZM246 126V127H245ZM56 127V128H55ZM57 127H59V129L57 128ZM101 127V128H100ZM108 127V128H107ZM179 128V129H178ZM222 128V129H221ZM57 129V130H56ZM134 129V130H135ZM178 129V130H177ZM254 129V130H253ZM57 132H56V131ZM91 130V129H90ZM94 129L92 130V131H95ZM229 130V131H228ZM176 131H174V132H176ZM180 131H184V130H179V132ZM254 131V132H253ZM255 131H256V133H255ZM53 132V133H52ZM237 132V133H236ZM241 132V133H240ZM247 132V133H246ZM54 133H55V136H54ZM97 133L96 132H94V134H96L97 135ZM232 133V134H231ZM178 134V133H177ZM228 134V135H227ZM238 134V135H237ZM258 134V135H257ZM48 135V136H49ZM52 135L50 136V137H52ZM247 135V136H246ZM257 135V137H255ZM237 136H238V138H237ZM250 138H249V137ZM234 137V138H233ZM172 139L173 140H175V142H173L172 141ZM237 139V140H236ZM165 140V141H164ZM167 140H169V141H167ZM173 142V143H172ZM250 142V143H249ZM257 142H258V144H257ZM231 143V142H230ZM231 143V144H232ZM169 144V145H168ZM235 145V146H234ZM252 148V149H249L250 147ZM229 147H231V149L233 150H231V149H229ZM167 148V149H166ZM255 148V149H254ZM169 149V150H168ZM247 149V150H246ZM154 150V151H153ZM160 150V151H159ZM167 151V152H166ZM170 151V152H169ZM218 151H220V148L218 149ZM218 151H217V154L219 155V153H218ZM229 153V154H226V153ZM158 153V154H157ZM162 153V154H161ZM165 153H166V155H165ZM168 153H169V155H168ZM170 153H172V154H170ZM256 153V154H255ZM260 153V154H259ZM159 154H161V156L162 155H164V156H162L164 159H162V157L159 155ZM183 154V153H182ZM224 154V155H223ZM226 154V155H225ZM259 156H258V155ZM153 155V154H152ZM159 155V156H158ZM177 155V156H176ZM169 156V157H168ZM174 157V159H173V157ZM176 156V157H175ZM180 156V157H181ZM227 156H229V157H227ZM152 157V156H151ZM231 159V162H228V161H230V159ZM182 159V160H181ZM187 159V160H186ZM155 160V159H154ZM188 160H193L194 162H195V164H194V162H190V164H188L189 163V161ZM228 160V161H227ZM156 162L158 161V160H155ZM178 161V162H177ZM181 161H184V162H181ZM217 161V162H218ZM239 161V160H238ZM238 161L236 160V162L238 163ZM155 162V163H156ZM193 163V164H192ZM161 164V163H160ZM159 164V165H160ZM169 164V165H168ZM175 164H177V166L178 167H176V165ZM190 165V166H189ZM195 167L196 169H194L193 167ZM211 165V166H210ZM218 165V166H217ZM219 165H220V167H219ZM255 163L253 162V164H252V168L254 169L255 168ZM166 166V167H165ZM184 166V167H183ZM213 166V168H214V171L213 172H217L218 171V173H216V175L212 172V170H213V168H211ZM218 168H217V167ZM211 169H210V168ZM216 167V168H215ZM242 167H245L244 166V164L242 165ZM251 167V166H250ZM179 168H182V171L179 169ZM188 169V171H187V169ZM210 170H209V169ZM233 168H235V166H233ZM246 168V167H245ZM245 168H243L242 170H243V172L242 173H244V174H240V176L241 177H245L246 178V176H253V179L256 177H254V173H252V171L250 170V169H245ZM168 171H167V170ZM174 169V170H173ZM183 169H184V171H183ZM219 169V170H218ZM172 170L174 171V173L172 172ZM176 170V171H175ZM181 171V172H179L178 173V171ZM200 170H201V172H200ZM206 170V171H205ZM209 170V172H208V174L209 173H213L211 176H213V175H215V176H213V177H215L217 180L215 181L213 178H210L209 177V175L207 174V171ZM245 170V171H244ZM197 171V172H196ZM198 171L200 172V176L201 177H197V173H198ZM203 171H205L204 172V174H203ZM211 171V172H210ZM220 171V172H219ZM251 171V172H250ZM162 172V174H160V175H158L159 173H161ZM166 172V173H165ZM183 172V173H182ZM181 173V174H180ZM185 173V174H184ZM156 174V173H155ZM166 174V175H165ZM175 174V175H174ZM180 175V177H179V179H178V176L177 175ZM197 174V175H196ZM207 174V175H206ZM226 174H228V175H226ZM189 175V176H188ZM161 176V177H160ZM163 176V177H162ZM181 176H183V179H182V177ZM185 176V177H184ZM206 176H208L207 178H206ZM220 176V177H219ZM168 178V179H167ZM181 178V179H180ZM192 178H193V180H192ZM198 178V179H197ZM205 178V179H204ZM224 178V179H223ZM155 179H154V181H155ZM157 179V180H158ZM199 179L201 180V181H199ZM206 179H208L207 181H209V179L211 180L210 182H208V184L206 185ZM256 179V178H255ZM156 180V181H157ZM161 180H158L159 182L161 181ZM224 180V181H225ZM167 181V182H166ZM169 181V182H168ZM258 180L256 179V187H255V184H253L252 186H251V191L249 190V188H250V186L248 187V189L247 190H243V188L242 189H239L237 192H238V194H237V192H236V195L237 196H234L233 198L235 199V200H237V201H240V200H242V201H240V202H243L244 200H245V202H243V203H245V204H247L248 205V207H250V208H252L251 206H253L252 205V203L254 204V208H257V206H258V209H254V210H256L255 211V213H254V210H253V208L252 209H248L247 208V206L245 207L244 205H242V203H240L239 204V202H237V201H235L231 196H229L228 198H227V196H228V192H226V194H225V192L224 191H227V190H219L218 188H217V190H218V192H219V194H220V198L223 200V201H225V199H226V201L224 202V203H226V204H223L225 207H226V205L228 204V203H230L229 201H231V202H233L232 204H234L235 205V209L234 208H232V209H234V211L231 209V207L230 206H233V205H230V204H228V205H230V206H227L226 208H229V209H226L225 210V207L223 206V205H221V208L220 209H224V210H222V212H219L218 210H220V209H216L217 211H216V214L217 215H222V214H224V212L226 213V215H227V217H229V218H227V221L230 223V221H231V223L233 222V221H235L236 223H239L238 225L234 222V225L236 226H233L232 224V227H231V225L229 224V223H227L226 222V224L225 225H228V227H226V229H228L229 227V231L230 232H232L233 234H236V233H239V231H240V233H242L243 232V230L242 229H248V230H246L245 232H248L250 229L252 230L253 228H251V226L252 227H256L258 224H260L261 222H258V221H261V220H263L264 219V216H262L264 213H261V211H260V207H261V210H263L264 209V202L262 203V200H263V194L262 195H260V189H259V186H258V182H257ZM199 183V184H198ZM203 183H205V185L206 186H204V184ZM170 184V185H169ZM203 184V190H202V188H201V185ZM169 185V186H168ZM224 185V183H222V185L220 184L219 186L221 187H225V186H223ZM152 186L153 187H155V188H153V189H151L152 188ZM193 186V187H194ZM257 186H258V189H257ZM165 187H169V190H168V188H166L165 189ZM252 187H254V188H252ZM189 188V187H188ZM204 188H207V191H206V194H205V190H204ZM214 188V189H213ZM209 189V190H208ZM254 189H256V190H258V191H256V190H254ZM190 190V189H189ZM240 190H241V192H240ZM243 190V191H242ZM200 191V192H201ZM223 193V194H225L224 196H225V198H223L224 196H223V194L221 193V192ZM245 191H246V193H245ZM152 192V193H153ZM217 192V193H218ZM245 194H249L250 195V197H248L247 195H245ZM256 192V193H255ZM163 193V195H165ZM195 194L194 196L193 195H189V194ZM197 193H199L200 195H202V194H205L204 196L205 197H203V195L202 196H200L199 194H197ZM212 193V192H211ZM215 194L216 196L215 197H218V199H219V196H217L218 194ZM239 193H241V194H239ZM174 195L176 194V193H173ZM173 194L171 195V196H173ZM188 194V195H187ZM196 194H197V198H196ZM208 194V195H207ZM221 194H222V197H221ZM259 195V198H261L262 200H261V202H260V199L259 198H257L258 197V195ZM159 195V194H158ZM162 195V194H161ZM161 195H159V196H161ZM168 195H170L169 193L166 195V196H168ZM256 195V196H255ZM188 196L190 197V199L192 200V205L194 206V208H192V206L189 208V209H187L186 208V206L184 205V203L182 204V202H186V201H189L190 199L188 198ZM200 196V197H199ZM238 196H240V197H238ZM241 196H244V197H242L241 198ZM214 197V198H215ZM237 197V198H236ZM254 197H255V199H254ZM183 198H186V199H188V200H186V199H184L183 200ZM196 198V199H195ZM199 198V199H198ZM203 198H205V199H203ZM208 198V197H207ZM229 198H231V200H229ZM238 198H239V200H238ZM248 198V199H247ZM259 200V201H256V200ZM186 200V201H185ZM194 200V201H193ZM196 200V201H195ZM202 200V201H201ZM207 200V201H206ZM212 200H213V198H212ZM228 200V201H227ZM172 202V201H171ZM195 202V203H194ZM198 202V203H197ZM262 203V204H259V203ZM175 203V202H174ZM187 203V202H186ZM185 203V204H186ZM203 203L205 204V207H204V209H202V207L204 206L203 205ZM237 203H238V207L236 206L237 205ZM188 205L189 204H191V203H187ZM258 204V205H257ZM202 205V207H200ZM243 208V206H244V208H243V210H241L242 208L240 207V206ZM263 205V206H262ZM175 206L177 207L178 206V208H175ZM181 206L182 207H184V209H181ZM206 206H208L207 208H208V211H206L207 210V208H206ZM196 207V208H195ZM224 207V208H223ZM234 207V206H233ZM238 208H241V209H238ZM175 209L178 213H179V215H177L176 214V211L173 210ZM185 209H187V210H185ZM191 209V210H190ZM200 209V210H199ZM206 209V210H205ZM231 209V210H230ZM238 209V210H237ZM245 209H247V210H245ZM187 211V212H185V211ZM192 210H193V212H192ZM195 210H197V211H195ZM204 210V211H203ZM229 210H230V212H231V214H230V212H229ZM240 210V211H239ZM251 210H252V212H251ZM181 211H182V213H181ZM202 211V212H201ZM221 211V210H220ZM238 211V212H237ZM249 211L251 212V213H249ZM258 211H260L259 212V214L261 215H257V213H258ZM264 211V210H263ZM184 212V213H183ZM189 212L191 213V215L189 214ZM197 212V213H196ZM234 212H236V213H234ZM241 212V213H240ZM243 212H245L244 214H243ZM249 214H248V213ZM172 213H175V214H172ZM188 213V214H187ZM199 213V214H198ZM202 213V214H201ZM218 213H220V214H218ZM228 213V214H227ZM237 214V216H239L240 215V217H237V219L239 220V219H241V217H242V215H243V218H244V220H246L247 219V222L249 223V225L250 226H248L247 225V222L246 221H244L243 219L241 220V222H239L235 217H236V215H234V214ZM239 213V214H238ZM160 214L162 215V216H160ZM184 214V215H183ZM197 214V215H196ZM201 214V215H200ZM233 214V215H232ZM253 214V215H252ZM254 214H256V215H254ZM182 215V216H181ZM229 215V216H228ZM230 215H232V216H230ZM245 215V216H244ZM248 215V216H247ZM169 217V219L170 220H167V218H166V220L164 221V219L165 218H162V217ZM181 217L180 218V221H179V218L178 217ZM199 216H200V218H199ZM235 216V217H234ZM250 216V217H249ZM258 216V217H257ZM172 217H174L173 219H171ZM223 217V219H222V222L221 223H223L224 222V220L226 219V216L224 217V215L222 216ZM256 217V218H255ZM262 217V218H261ZM187 218V219H186ZM194 218V219H193ZM197 218H199L200 220H201V222H202V220H205V221H203L202 222V225L200 224L201 222H200V220L198 221L197 220ZM202 218H204V216H202ZM225 218V219H224ZM236 219V220H233L232 221V219ZM261 220H260V219ZM189 219H191V220H189ZM192 219L194 220V221H192ZM230 221H229V220ZM250 219V220H249ZM257 219H259V220H257ZM197 220V221H196ZM173 221V222H172ZM182 221V222H181ZM189 221V222H188ZM238 221V222H237ZM164 222H167V223H169V225L170 226H173L172 228L171 227H169L168 225H165L166 223H164ZM171 222H172V224H171ZM200 222V223H199ZM205 222V223H204ZM207 222V223H206ZM246 222V223H245ZM164 223V224H163ZM182 223H184L183 225H181ZM185 223H187V224H185ZM198 223L200 224V225H198ZM220 223V224H221ZM241 223H242V225H241ZM245 223V224H244ZM220 224L218 225V223H217V225L219 226L218 228H217V225L216 224H214L215 226L214 227H216V229H214L213 231H217V229H223V228H225V226H224V223L220 226ZM243 224H244V226H243ZM15 225H17L16 223H15ZM161 227H160V226ZM164 225V229L162 228V226ZM204 225V227H205V230L203 231L202 229H204L202 226ZM207 225V226H206ZM208 225L210 226L209 228H210V230L208 229V231H206L207 230V228H208ZM230 225V226H229ZM239 225H241V226H239ZM165 226H166V228H165ZM178 226V227H177ZM240 227L239 229H237L238 227ZM159 227H160V229H159ZM186 227H188V228H186ZM196 227V228H195ZM200 227H202L201 229H199ZM207 227V228H206ZM244 227V228H243ZM250 227V228H249ZM254 227V228H255ZM259 227V225L257 226V228ZM168 228V229H167ZM195 228V229H194ZM159 229V231L157 232V230ZM167 229V230H166ZM187 229V230H186ZM256 229V228H255ZM255 229H253V230H255ZM164 230V231H163ZM179 230H181V229H179ZM197 230H199V231H197ZM232 230H234V231H232ZM236 230H237V232H236ZM174 231H176L175 229H174ZM173 231V232H174ZM201 231V232H200ZM212 231V230H211ZM15 232V231H14ZM13 232V234L14 235H16L17 233H14ZM17 232H19V231H17ZM168 232H172V231H168ZM177 232V231H176ZM196 232H198V233H196ZM205 232V233H204ZM236 232V233H235ZM245 232H243V233H245ZM250 232V231H249ZM12 234V235H13ZM185 234V233H184ZM188 234L190 235V236H188ZM195 234H197V236L195 235ZM203 235V236H204ZM198 238H196V237ZM207 236H210V238H211V235H206V236H204V239L206 238L207 240H209L210 241V239H208L209 237H207ZM172 237V236H171ZM173 237H175V236H173ZM179 237H184V235H182V236H179ZM194 239V240H191L192 238ZM162 238H160L159 240L157 239V241L158 242H160V241H162L163 239ZM188 238H191V239H188ZM195 238H196V240H195ZM152 241H151V240ZM181 239H182V241H181ZM200 239H202L201 241H200ZM205 239V240H206ZM149 240V241H148ZM176 240L178 241V240H180L179 241V243L178 242H176ZM2 241V242H1ZM5 239H3V240H0V245H2L3 246V244H5ZM147 241H148V243H147ZM188 241V242H187ZM189 241H191L195 246H193V245H191L192 243L191 242H189ZM184 242H185V244L186 243H188L189 245H187L186 244V246L184 245ZM196 242H199V243H201V246L199 245V243L197 244ZM161 243V242H160ZM182 243V244H181ZM172 244H174V245H176V244H178V245H176L175 247L178 249L177 251H175L176 249H175V247H174V245H172ZM196 244H197V247H196ZM203 244H206L205 246H207V247H204V249H205V251H206V256L204 255V250L203 249H201L200 247H202L203 248ZM143 245V244H142ZM157 245V244H156ZM182 245V246H181ZM190 245H191V248H193V249H195V251H192V249L191 248H189L190 247ZM146 246V247H147ZM184 246V247H183ZM187 246H189V247H187ZM4 247V246H3ZM3 247H2V250L4 251V250H6V249H3ZM181 247H183V248H187V250H185V251H187V253H188V251H189V255H192V257L190 258L189 257V255L184 251L183 252V248H181ZM195 247V248H194ZM1 248V247H0ZM180 248V249H179ZM201 249V251H203V252H200V249ZM155 249H156V247H155ZM155 249H153V250H155ZM174 249V250H173ZM181 249H182V252H181ZM189 249H191V250H189ZM198 249H199V252H198ZM1 250V249H0ZM1 250V251H2ZM0 251V264H19V261H18V259L16 258V257H12V258H10V257H8V258H6V256H8L9 254L7 253V251H5V252H1ZM173 251H175V252H173ZM191 252H192V254H191ZM2 253H4V254H2ZM5 253H7L8 255H6ZM152 253H154L153 251H152ZM151 252L150 253H147V256L145 257V256H143L141 259H140V257L138 258V259H140V261H138L137 259V263H141V264H160L161 263V261H159V260H156L155 261V259H154V257L155 256H153V254H152ZM175 253V254H174ZM176 253H178V254H176ZM180 253H182L181 255H183L184 253H185V255H183V256H179V254ZM198 253H199V257H200V255L201 256H203L204 257V259L202 260V258L200 257H197L198 256ZM150 254H152V255H150ZM152 256V258L153 259H151V257H148V256ZM176 255H178L177 257H176ZM186 255H188V256H186ZM195 257H194V256ZM5 256V257H4ZM10 256V255H9ZM184 256H186V258H188L189 260L187 261V259L186 258H184ZM145 257V258H144ZM150 258V259H148V258ZM184 259H183V258ZM206 257V258H205ZM15 258V259H14ZM175 258V260L173 261V259ZM180 258H182V259H180ZM198 258H199V260H198ZM5 259V260H4ZM8 259V260H7ZM9 259H10V261H9ZM122 259V258H121ZM119 260V261H122V262H127V264H128V261H133V262H135V259H124V260ZM143 259V260H142ZM144 259H148L147 261L146 260H144ZM196 259H197V261L198 262H196ZM200 259H201V261H200ZM126 260V261H125ZM141 260H142V262H141ZM176 261V262H175ZM184 261V262H183ZM200 261V262H199ZM122 262H119V263H122ZM133 262H131V263H133ZM108 263V262H107ZM82 264H85V263H82Z\"/></svg>",
  "mask_w": 264,
  "mask_h": 264
}]
</instances>
